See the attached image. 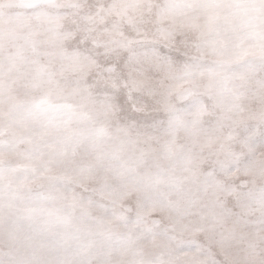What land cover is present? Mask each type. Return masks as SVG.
<instances>
[{
    "label": "clouds",
    "instance_id": "obj_1",
    "mask_svg": "<svg viewBox=\"0 0 264 264\" xmlns=\"http://www.w3.org/2000/svg\"><path fill=\"white\" fill-rule=\"evenodd\" d=\"M0 264H264V0H0Z\"/></svg>",
    "mask_w": 264,
    "mask_h": 264
}]
</instances>
